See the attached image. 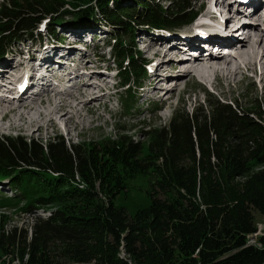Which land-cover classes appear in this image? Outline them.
Masks as SVG:
<instances>
[{"label": "trees", "instance_id": "1", "mask_svg": "<svg viewBox=\"0 0 264 264\" xmlns=\"http://www.w3.org/2000/svg\"><path fill=\"white\" fill-rule=\"evenodd\" d=\"M68 1L70 7L60 11L56 5L63 0H4L0 56L17 38L34 36L42 10L54 12L51 19L58 15L48 28L52 32L69 23L96 26L103 17L114 38L126 30L125 11L138 19L137 25L158 28H175L197 15L194 0H173L169 7L158 0ZM123 1L145 11L124 9ZM254 105L259 111L245 113L238 102L216 99L209 107L199 104L192 112H180L156 132L151 153L142 159L132 156L133 143L131 150L122 140L101 150L81 142L68 145L59 136L46 143L0 136V170H11L1 172L0 179L11 177L16 196L36 184L34 191L42 185L49 190L43 202L52 198L50 191L72 201L69 213L59 210L49 220H37L30 236L17 229L4 234L2 250L5 242L16 246L22 259L28 256L27 264H54L52 242L60 240L65 254L80 262L98 252V264H264V235L256 244L249 241L258 232L254 210L264 214V167L253 170L264 166V103ZM152 168L151 204L129 215L116 203L127 189V174ZM22 172L27 174L19 178ZM120 246L131 263L118 258Z\"/></svg>", "mask_w": 264, "mask_h": 264}, {"label": "rangeland", "instance_id": "2", "mask_svg": "<svg viewBox=\"0 0 264 264\" xmlns=\"http://www.w3.org/2000/svg\"><path fill=\"white\" fill-rule=\"evenodd\" d=\"M3 1L4 0H0V10L3 8ZM158 1L162 5L169 7L172 5L171 1L173 0ZM218 3L220 6L221 0H194L192 6L194 7V9H199L200 7H202V5H206V8H204L206 12L209 7L218 8ZM111 4H113L112 1ZM85 5L94 6L96 5V3H87ZM122 6L124 9H142L143 11H145V9L140 7L134 1H123ZM60 11H63V9H61ZM126 12L127 11H125V13L121 15V17L124 19V26L126 27V30L121 31V33L119 35H116V37L114 38L110 34L112 29L114 28L111 26L112 28L108 29L101 25L93 31L94 35H100L103 42L97 40L100 43L95 44V46H82L84 50L88 48H95L93 49L94 53L96 52L101 56L100 67H103L102 69L105 70L109 69L104 77H101L99 71L95 69L90 76L92 79H95L94 75L95 77H97L98 73V76L101 79H99V83L94 82V84L91 85L92 87L88 85V83L85 86L83 85L84 88H82L86 93L100 90L103 92H101L102 95L100 97L94 98L91 101L87 100V102L85 103H83V99V102L79 106H77L79 102L77 103L73 99H70L71 101L67 99V107H65L63 111H60L55 115V112L49 113V111H55L57 110V108L55 106H51V102L49 103V97L45 96V108L42 105H39L41 103V99L39 98L37 100L38 104L35 105V109L32 112L31 119L26 121H21L20 119H18L20 118V115L18 117V114L10 113L8 117V114L4 113L3 115H1L0 112V119L3 116L8 119V121L5 122L6 124L4 125V128L0 122V136L16 137L20 135L25 138H32L37 142L41 141L43 143H46V141L48 142L54 137L59 136L63 137L68 145L70 143L81 142L86 143L88 147H93L95 149L101 150L104 149V146L106 145L122 140L124 141V144L128 149L132 147L131 144L133 143L134 151L132 152V156L137 159H142L146 156H149V154L151 153L150 147L154 144L157 131L168 125L180 112H192L193 109L199 104L204 105L205 107H209L210 101L213 102L218 99L225 102H238L241 109L245 113H250L254 110L259 111V108L255 107L254 102L259 100V102L264 103V77L261 75L262 68L258 64L254 67V71H247V74L245 75L240 72L237 75L232 76L231 78L222 76L223 79L215 81L214 79H212V85L211 80L209 84H204L194 77L193 71H185L183 72L184 75H182V78H184L182 79L183 82H180L174 89L168 91L169 94L173 96L172 100L169 102H165L164 99L160 97V93H162V91L164 90L161 89L163 88L161 83L159 84L151 82V87L148 86L150 81V65L148 63L150 62L147 57L149 55L152 56V53L146 52L148 43L144 44L142 40L147 39L145 38V36L140 35L147 34V36L160 38L163 40V37H159L161 34L156 32L162 31L164 35V31L157 28H149V25H137L136 21L138 19L136 17L128 16ZM40 13L38 12L37 14ZM57 17L58 15L56 14L54 18L48 19L45 24H41V22L38 21L39 24L36 25H38V31L40 30V35L43 36V39L40 40V43L43 46L45 43V46L57 43V45L60 46V49L57 48V51L61 53L65 51V49L61 48L63 43H61L60 41H54V43H51L53 38H49L48 34L46 35V33L48 32L47 30L43 31V29H45V25H47V28H49L50 23H52V21L55 22V19H57ZM66 19L69 18L66 17ZM199 19L202 20L201 17ZM205 22L209 21L206 20ZM81 23L84 24V26H79L78 23L77 25L76 23L66 24L65 30L68 31V34L63 35V33L61 32L60 34L55 33L54 36H56V38H63L64 40H66L65 38H68L70 36L69 33L71 31L82 29L80 27L84 28L87 25L86 23ZM131 27H134V31L130 30ZM34 33H37V31H35ZM142 37L144 39H141ZM247 37L248 36H245V38ZM25 40H27V38H25ZM70 41L78 42V39L71 36ZM166 41L168 42V39ZM246 41H248V43L251 42L249 40ZM29 43H32L33 45V49L31 51L34 50V54H36V52H39L34 49V47L38 45V42L26 41V44ZM86 43L92 44L96 43V41L89 42L88 40H86ZM117 44H119V47H115ZM98 45H100V48H97ZM158 45L159 44H155L156 48H160L162 50L163 46ZM46 50L47 51L44 53L45 56H50L51 58L60 60L58 58L59 54L53 52V47L49 46ZM72 53H75V51H72ZM9 56L11 59V55ZM156 57H158V55ZM161 58H163V56ZM10 59L8 57H6V59L0 58V64H6V62L8 63ZM30 59L32 58L30 57ZM244 59L245 58H243L242 61H246L247 63L248 61ZM26 62V67H28L29 61ZM90 63V61L89 63H87L88 67ZM34 64L35 62L33 63V65ZM165 64H167L168 66H170L171 64H173V66L175 65L173 61L166 62ZM93 65H97V63L95 62ZM57 66L58 65H55V68H58ZM244 66L245 65L243 64V67ZM9 70L10 68L8 67V70L6 71L7 76L13 75V72H9ZM147 73L148 75H146ZM78 74L80 75L85 73L79 71ZM208 75L210 79L213 78V76L211 77V74ZM260 77H262V81L260 80ZM164 78L165 80H167L165 82H168V80L172 79V76L171 74H169ZM86 79L88 80L87 77L85 79L78 80L77 82H75V84L81 87L82 85H79L78 83H83ZM173 83L174 81H171V84L169 83V88H172L171 85ZM184 86L185 89H183ZM78 89L76 90L77 93H79ZM154 90H158L160 91V93L156 95L154 93ZM130 91H132L131 94L129 93ZM108 92L110 93L108 94ZM0 94H2V91L0 92ZM50 98L55 100L53 96ZM20 101L25 102L24 100ZM0 102L5 101L0 100ZM15 102L18 101L14 100V103ZM56 105L60 106V104ZM82 106L92 107L93 112L90 114L86 113L84 109L81 108ZM67 110L69 111L68 115L66 117H63L62 119H59L61 114H63L64 112H68ZM261 110H264L262 106ZM41 112H44V115ZM23 113L27 115L26 111H24ZM69 115H72L71 119H69ZM52 116H54V120L49 121L48 118ZM12 121L14 123H12ZM263 167L264 166L259 165L254 167L253 170L257 172ZM153 170L155 171V169L152 168L149 173L142 172L135 175H132L131 173L127 174V189L117 197L116 203L119 206L125 207L129 215H134L139 210L145 209L150 206V192L152 191L151 184L152 182L156 181V172H154ZM0 172L10 173L11 170L8 171L4 167L0 170ZM26 172H22V174L20 173L19 178L26 175ZM76 178L80 183L81 180L79 176H76ZM10 180L11 177L8 176L2 183H0V264H27L28 256L22 259L20 254L18 253L19 250L16 246L13 247L11 245H7L4 242L5 249L2 250L1 242L4 237L3 235H7L13 229H17L18 234H20V232H28V235L30 236L32 230L31 227L37 220H49L54 216L53 214L55 212H58L59 210H65L67 213H69L70 210L68 211L67 208L71 206L72 201H68L63 196L59 198L57 196V192L50 191V197L52 196V198L43 202V196L45 195L46 197L49 191L48 188L46 187V185H42V190L34 191L33 189L34 187H36V184H31L32 182H28V185L34 186H29L27 188L28 192L26 193V195H24V193V196L22 195L23 197L19 195L16 196V194L11 191ZM29 181H32V179L30 178ZM83 186L84 184L83 182H81L79 187L83 188ZM75 215H78V213H75ZM254 217L258 232L250 236V241L253 242V244H256L258 243V237L264 235V214H262L258 210H254ZM55 221L58 220L55 219ZM164 234L166 238H170V241L174 239L171 232H165ZM109 239L113 240L112 237H109ZM121 244L123 245V241H121ZM52 246L54 251L53 256H55L54 264H98V252H94L90 261L80 262L72 260L65 254V252L67 251L66 247L60 240H54L52 242ZM124 251L125 249L123 248V246H120L118 248V258L125 261L127 260L128 263H131L129 256H127Z\"/></svg>", "mask_w": 264, "mask_h": 264}, {"label": "bare ground", "instance_id": "3", "mask_svg": "<svg viewBox=\"0 0 264 264\" xmlns=\"http://www.w3.org/2000/svg\"><path fill=\"white\" fill-rule=\"evenodd\" d=\"M249 1H251V0H249ZM228 12H230V9H228L227 12H225V20L226 21H230L229 20L230 16H229ZM101 25L104 26L103 24H101L100 21H98V22H96V26L95 25L94 26H89L87 24L82 29H78L76 31H71L69 33L70 36L68 37V41H70L71 40V36H73L76 39H78V42L79 41L82 42V41L88 40L89 42L96 41L95 44H99L100 42H103L102 38L100 37V35H94V31L93 30L97 29ZM213 25H216V23L214 21H213ZM104 27L107 28L106 26H104ZM205 27L206 26L203 25L202 28H205ZM229 27H227V28H229ZM44 28L45 29H43V31H46V30L48 31L47 25H45ZM57 28H58V30L56 29L54 31L55 33H59L60 34L62 32L63 35L64 34H68L67 30L62 29L61 27H57ZM230 29H233V28H230ZM199 30L203 31L202 29H199ZM251 30L255 32V38L253 36V39H252L251 36H249L247 34L246 31H243L242 34L235 33V32H229L228 34L230 36L236 37L235 43H233V44H232V42L230 40L225 41V38H224V42L230 44L231 48H236L237 46H239V47H237L238 51L235 54H232L231 57L219 58L218 55H216V53L214 52V50H212V51H210L208 57L203 58V59H199L201 64L196 65V67L194 65L192 67V69H190V71H198V72H200L201 74H203L205 76H209L208 74H214L216 76V80H219V79H223L222 76H226L227 78H231L232 76H235V75H237L240 72L245 75V74H247V71H254V67L258 64L262 68L261 75L264 77V29L261 28V27H259V28L258 27H252ZM158 33L161 34L159 37H163L166 40L168 39V42L166 40H164V39L162 40L160 38H153V37L150 38L151 41L153 43L161 44V46H163L162 47L163 49L165 47L167 49H165V50L162 49L165 52V55H164L163 58H161L162 57V55L160 54L161 49L160 48H155L156 47L155 45H150L149 52L152 53V58L150 59V63L152 64V67H151V70H150V77H151L150 81H154V80H156L159 77H167L169 74H171L173 72L177 73V74H183L184 75V73L182 72L183 65H180V62L184 61V58H182L183 55L178 54L177 56H174L173 58H170V57L166 58V56L168 55L166 53V50L173 51L175 49H184L186 51H189L190 49H194L195 48V49H198V52H197V54L191 53V56L199 57L201 55V50H203V51H207L208 50L209 51V49H212V47L215 48L216 46H214V45L216 43H219L218 39L221 41V37H222V36L218 35L217 37H219V38H217V40H216V38H214V36L210 32L209 35L206 36V37L202 38V36H200L201 39H188V40H186L184 42L182 40L177 39L175 33H173V32L166 31V32H164V35H163V32H158ZM245 35H248V40L249 41L252 40V41L248 43V41H246V38H244ZM257 35L259 37H257ZM142 36H145V34H142ZM97 40L100 41V42H98ZM26 41H28V40L14 41L13 42V46H14L13 48L14 49L11 51V54H10L11 55V59L8 61V63L6 62V64H0V90L2 92H5V90L7 89V83L6 84L3 83V82H5L3 80H6L7 78H9L7 76V74H6V71L8 70V67H12L11 70H16V68H20L22 65L27 66V62L26 61H29V64H28L29 66L28 67H30L31 69H34L35 67H38V73L36 75H34L32 73H29V76H33L34 75V78H33V81H34V80H38V79L44 77V74L42 73V70L46 66H48V68L50 70H52V69L55 68V65L61 64L60 61L62 59L58 60V59L51 58L50 56H45L44 53L47 51L46 49L49 46L53 47L54 48L53 52L58 53L59 56H63L65 54H68V50L65 51V52L59 53L57 51V48H60V47L57 45V43H54V44L48 45V46H45V45L41 46V44H38V45H36L34 47V49L39 51V52H36V54H38L39 58L36 61H34V59L32 57H31L32 59H30V56H29V54H32L33 51H34V50L31 51L33 49V45H32V43L26 44ZM181 43H183V44L181 45ZM87 44H89V43H87ZM144 44H146V43H144ZM97 48H100V45H98ZM170 48H174V49H170ZM157 55H158V57H156ZM237 56H239V57H237ZM41 58L46 59V60H43V62H46L50 58V59L53 60V63H51V64H40V65H36V66H35V64L33 65L34 62H38ZM243 58H245L248 62L246 63V61H242ZM159 59H161V60H159ZM93 60H95L97 65H94L93 70L90 71L89 77H87L88 80L86 79L87 81H85L84 86L87 85L88 83H89L88 85H90V86L94 84V82H93L94 79H92L90 75H91V73L94 72L95 69L99 71V73L101 74V77L102 76L104 77L106 75V73L108 72V70H109V69L105 70V69H102L103 67H100V65H101L100 64V59H93ZM240 60H241V62H240ZM163 61H164V63H163ZM169 61H173L175 63V65L173 66V64H171L170 66H168L167 64H165L166 62H169ZM90 62L94 63V61H90ZM197 62H199V61H197ZM90 64H89V66H90ZM243 64L245 65L246 70L243 67ZM91 65H93V64H91ZM87 68H88V66H87ZM11 72H14V71H11ZM57 72H59V71H57ZM98 75H99L98 73H97V77H95V75H94V78L96 80L100 79ZM27 76H28V74H27ZM174 80L175 79H173L172 82ZM260 80L262 81V77H260ZM179 82H183V80L179 79L177 81L176 85ZM169 85H167V88L169 87ZM176 85H175V87H176ZM84 86H83V88H84ZM171 86L173 87L174 83ZM37 87H38V85H32L31 86V88H37ZM101 92H100V90L99 91L95 90V91L91 92V95L92 94H94V95L87 96V95H85V92L81 88V89H79V96H75V97H71V98L74 99L77 103L79 102L77 104V106H79L83 102V99H84L83 103L87 102V100L91 101L94 98L100 97L102 95ZM56 95L53 96V97H56ZM34 96H38V95H34ZM45 96L49 97V103L51 102V106H53V107L55 106L57 108V110L49 111V113L55 112L54 114L56 115L60 111H63L65 107H67V98H65L64 96H59V98H60L59 100H53V99L50 98V94L46 93L45 90L41 92L40 98H42V99L40 101L41 103L39 102L40 103L39 105H42L43 107L46 106V104L44 103V99L46 98ZM0 100L4 101L3 98H0ZM36 104H38V102H36V101H33L31 103H24L22 101H18V102H15V103L13 101L12 102H7V101L0 102V112H1V115H3L4 113L8 114V117H9L10 113L11 114H18V117L20 115V118H18V119H20L21 121H26V120H30L31 119V115H32V112L35 109V105ZM56 104H60V106L59 105L57 106ZM81 108H83L84 111L86 113H88V114L93 112V110H92L93 108L90 107V106H82ZM66 109H68V108H66ZM24 111L27 112V115L23 113ZM45 112H46V110H45ZM81 112H83V111H81ZM41 113H43V115H44V112H41ZM68 113H69V111L68 112H64L63 114L60 113L61 115H60L59 119H62L63 117H66L68 115ZM69 116H70L69 119H71L72 115H69ZM43 120H45V119H43ZM48 120L49 121L54 120V116L48 118ZM6 121H8V119H6L5 116H3L0 119V122H1V124L3 126V128L5 127L4 125L6 124L5 123ZM13 121H12V123H14ZM29 125H30V122H29Z\"/></svg>", "mask_w": 264, "mask_h": 264}, {"label": "water", "instance_id": "4", "mask_svg": "<svg viewBox=\"0 0 264 264\" xmlns=\"http://www.w3.org/2000/svg\"><path fill=\"white\" fill-rule=\"evenodd\" d=\"M70 2L71 1H68V0H64V3H62L61 5L59 4V5H56V7L58 6V8L61 10V9H63V8H67V7H70ZM53 7H55V5L53 6ZM53 11V10H52ZM51 12V11H50ZM40 13V12H39ZM41 14V15H40ZM40 14H36V16L37 17H41V18H39V22L40 21H42L43 19H45L47 16H49V15H53V14H55L54 12H52V13H48V12H46V11H43L42 10V12L40 13Z\"/></svg>", "mask_w": 264, "mask_h": 264}, {"label": "built area", "instance_id": "5", "mask_svg": "<svg viewBox=\"0 0 264 264\" xmlns=\"http://www.w3.org/2000/svg\"><path fill=\"white\" fill-rule=\"evenodd\" d=\"M249 239H250V237H249ZM249 241H250V240H249ZM250 243H253V242L250 241Z\"/></svg>", "mask_w": 264, "mask_h": 264}]
</instances>
